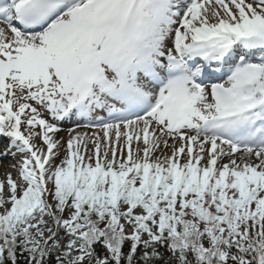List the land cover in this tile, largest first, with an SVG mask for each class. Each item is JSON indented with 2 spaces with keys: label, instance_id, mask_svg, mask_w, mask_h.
<instances>
[{
  "label": "snow or ice",
  "instance_id": "obj_1",
  "mask_svg": "<svg viewBox=\"0 0 264 264\" xmlns=\"http://www.w3.org/2000/svg\"><path fill=\"white\" fill-rule=\"evenodd\" d=\"M0 137V264H264V0H0Z\"/></svg>",
  "mask_w": 264,
  "mask_h": 264
},
{
  "label": "bare ground",
  "instance_id": "obj_2",
  "mask_svg": "<svg viewBox=\"0 0 264 264\" xmlns=\"http://www.w3.org/2000/svg\"><path fill=\"white\" fill-rule=\"evenodd\" d=\"M70 126H71V123L69 122V123H65L63 127L67 129ZM59 135L61 137H63L65 140L67 139V132L66 131L65 132H61ZM7 142H9V141H7ZM2 150L3 149L0 148V151H2ZM8 157H5L2 160H0V179H5V177H6L5 174L8 172L7 169L10 168V159L11 158H10V156H8ZM16 159L19 160L20 157L17 156ZM17 160H12L11 164H15L14 161H17Z\"/></svg>",
  "mask_w": 264,
  "mask_h": 264
},
{
  "label": "rangeland",
  "instance_id": "obj_3",
  "mask_svg": "<svg viewBox=\"0 0 264 264\" xmlns=\"http://www.w3.org/2000/svg\"><path fill=\"white\" fill-rule=\"evenodd\" d=\"M12 160V159H11ZM11 160H10V165H12L11 164ZM57 163H59V160H57ZM7 171L8 172H11L12 173V175L15 177L16 175H17V172L15 171V169H13L12 167H10L9 169H7ZM7 172V173H8ZM6 178V177H5Z\"/></svg>",
  "mask_w": 264,
  "mask_h": 264
}]
</instances>
